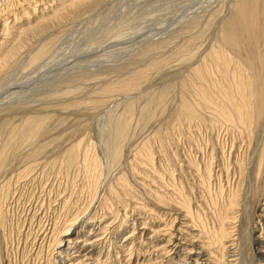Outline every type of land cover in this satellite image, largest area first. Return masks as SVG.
I'll list each match as a JSON object with an SVG mask.
<instances>
[{
  "label": "bare ground",
  "instance_id": "bare-ground-1",
  "mask_svg": "<svg viewBox=\"0 0 264 264\" xmlns=\"http://www.w3.org/2000/svg\"><path fill=\"white\" fill-rule=\"evenodd\" d=\"M100 1L105 0H0V80L2 81L6 72L17 64L20 52L22 50L25 52L22 45L27 40L46 37L42 36L46 31L54 29V26L58 28L64 20L87 7L101 4ZM230 10L229 16L222 24L220 23L217 37L208 52L199 57L192 67L190 64L189 69L186 66L188 75L186 74L187 77L178 83L181 93L177 95L178 98L175 96L178 103L175 110L173 109L175 124L173 123L174 126L171 127L178 132L184 129L182 132H187L186 135L193 133L196 127L206 128V134L209 136L206 137L207 142L205 140L203 157L197 158L195 155L191 158L189 155L187 158L180 157L179 142L174 139V133L168 131L171 127L168 129L166 126L164 128L168 130L160 129L163 133L156 130V135L153 134L152 137L148 135L149 140L152 138L153 142H159L158 145L155 142L157 146L154 145L149 149L150 142L143 141L142 144L140 142L141 145L135 148L133 155L128 149L133 156L128 162L131 178L129 182L127 176L120 173L114 179L115 186L102 188L104 190L98 196L95 186L93 196L86 204H78L79 200L76 198L70 200V195L66 193L67 189L71 190L72 184H69L70 187L64 185L66 188L58 185L57 197L62 196L58 200L54 197V204L57 203L54 205V211L59 212L60 217L63 214V219L53 220L54 222L51 223L43 221L45 215L43 208L39 214H36L33 207L32 209L29 207L27 215H24L27 220L36 222L34 227L39 233L33 237L36 243L31 245V255L34 260L46 252L44 260L46 264H132L134 261H136L134 264H247L243 254L244 241L241 239L244 235H241L243 231L241 232L238 225L242 220L243 211L245 213L249 207L255 211L254 224L259 227L260 232L256 235L255 231V235H251L248 240L253 246V249L248 248L250 264H264L263 186L261 185L258 195H255L251 188L244 195L241 192L244 180L249 181L251 187L264 177V0H237ZM213 19L215 20L214 17ZM191 27L192 30L193 26ZM163 45L164 43L161 45V42L154 43L146 48L150 47V50H145L147 52L151 49L158 50ZM48 49V42L41 43L33 53L26 54L27 60L24 66L33 67L40 64L47 55ZM195 51L185 62L194 61L193 59L199 56L198 50ZM144 52L138 57L143 58L145 54L147 55ZM195 54L197 55L194 57ZM151 64L152 67L159 65L155 62ZM145 72L139 71L136 77L133 76L124 83L118 84V87L106 86L102 88L101 93L130 91L137 85L139 79L145 78ZM168 87L162 89L163 92L161 91L159 95L144 97V106L138 113L141 120L147 123L146 125L153 122L155 116L159 117L157 113L161 115L165 110V101L168 102L166 100L168 94L165 93ZM153 102L161 109H155L156 105L154 107ZM133 108L130 104L126 105L124 113L122 111L123 114H119L120 116L113 120L112 137L115 143L111 145L109 151L111 164L117 165L120 160L124 162L122 158L124 145L132 141V134L129 135L128 128H131L129 121L133 115ZM39 118L26 117L17 131L7 140L15 145H12L13 149L20 148L22 145L19 143L27 145L34 142L44 123V119ZM113 122L111 121L112 124ZM220 131L230 137L227 144L220 143ZM105 134L107 133L103 136L106 137ZM144 137L146 141L147 135ZM109 138L110 135L108 142ZM198 139L200 138H197V141H200ZM202 140L200 143L203 142ZM187 141L192 144L189 138ZM81 145L77 143L69 146L64 151L66 155L63 154L65 156L61 158L62 160L60 158L57 160L54 154V159L47 161L48 169L53 172V169L58 167L67 171L76 168L79 160L78 148ZM136 145L138 144L135 143ZM12 147L7 148L12 149ZM83 149L80 151L82 152ZM88 153L86 152L87 155ZM28 156L33 162L28 166L29 169L25 170L29 174L33 173L34 168L40 164L37 155L28 153ZM72 172L75 173L73 170ZM31 176L30 179H33ZM59 176L61 174H58ZM2 212L0 204V228L6 222ZM27 228L29 229V225ZM126 230L128 231L125 232ZM116 239L121 241L115 243ZM107 243L116 245L110 249L105 247ZM2 254L0 252V264H11L8 263L10 260L8 255L4 257Z\"/></svg>",
  "mask_w": 264,
  "mask_h": 264
},
{
  "label": "rangeland",
  "instance_id": "rangeland-1",
  "mask_svg": "<svg viewBox=\"0 0 264 264\" xmlns=\"http://www.w3.org/2000/svg\"><path fill=\"white\" fill-rule=\"evenodd\" d=\"M234 1L236 2L237 0H105V3L100 1V5L96 4L91 8H85V10L77 14L69 15L71 17L64 20L63 25H58V28L54 26V29L46 31V34L42 35L46 37H41L43 40L39 37L41 40H27L22 45L25 52L21 49L22 51L17 57V64L6 72L2 81L0 80V158H2V160L0 159V204L1 211H3L2 213L5 216L4 218H6L5 227L2 226L0 228V252L1 254L3 253L4 257H6V254L8 255L10 259L8 261L7 258L8 263L46 264L44 262L46 252H43L40 255L41 257L39 256L40 259L36 258L34 260L31 255V245L32 243H36L33 237L36 234L39 235V233L36 231V227H34L36 222L33 223L34 221L27 220L24 215H27L29 207L30 209L33 207L36 214H39L43 208V210L45 209L43 221L46 220L51 223L63 219V214L60 217L59 212L54 211V205L57 204H54V197L56 198L55 200H58L62 196L57 197L56 191L59 188H57L58 185L66 188V186L70 187L69 184H72L73 187H71V190L67 189L66 193L70 195V200L73 201L76 198L79 200L78 204H86L89 201L88 199L93 196L95 186L97 187L95 191L98 193V196L104 190L102 188L106 189L107 187L115 186V183H113L115 182L114 179L120 173L127 176L129 182L130 167L128 166V162L131 161L135 148H138L143 141L150 142L148 145L149 149L152 146L154 147V145L157 146L159 142L155 141L156 145L152 141V138L149 140L150 137L154 136L153 134H157L156 130L163 133L161 130L164 129L163 131H165L167 129L164 127L167 126L169 129L171 126H174L173 109L175 110V107H177V95L179 96V93H181V91L179 92L178 83L187 77V67L189 69L190 64L192 67L199 60L198 58L205 55L209 47L214 44L218 29H220L223 20L231 13L229 10L235 4ZM214 13L218 17L214 16ZM207 21L209 22L207 23ZM186 24L188 25L185 26ZM191 26H193L192 30ZM187 28H190V30L188 31ZM201 30H204V33ZM52 41L53 43H51ZM43 42H48L49 47L45 58L36 66H24L27 60L26 54L33 53ZM160 42L161 45L164 43L163 47L161 46L162 48H158V50L154 49V51L151 49L150 52H147L148 49L150 50V47L146 49L148 46H152L154 43L160 44ZM188 42H190V47L188 46ZM195 50H198L197 54L199 56L195 54L194 57L196 56V58L193 57L194 61L188 60L189 62H185L188 59L187 57L189 55L192 56ZM143 52L147 53V55L143 54V58H139L138 56H142ZM154 62L159 63V67H152L151 63ZM141 70L147 71V73L145 72L147 77L141 78L143 80L139 79L137 85L132 90L101 93L102 88L112 85L118 87L120 83H124L128 79L133 78V76L136 77V74ZM166 87H168V91L165 94H168L169 100L167 98L168 102L165 101V110H163L161 115L157 113L156 115L159 117L155 116L154 121L146 125L147 123L141 120L139 114L141 111L139 109L145 103L144 97L149 98L151 95H159L163 92L162 89ZM65 92L66 94H64ZM128 104L134 107L133 115H131L132 118L130 117L131 120L129 118L131 128H128L129 135L131 136L132 134V141L124 145L126 149L123 148L124 152H122L124 162L120 160L117 165L111 164L112 160L110 159L109 151H111L115 143L112 137L114 131L113 120L115 117L120 116L119 114L124 113V108ZM155 105L156 103L153 104L154 107ZM156 108L161 109L157 105ZM28 116L44 119L41 132L37 138H34L32 144L19 143L22 146L18 149H13L12 145L14 144L7 140L12 137L11 135L17 131L16 129L21 126ZM141 124H145L146 126L143 125V127ZM134 127L136 128L134 129ZM172 127L167 130L171 131L172 134L174 133V139L179 142L180 157L183 158L185 156L184 158H187L188 155L189 158L194 155L197 158L203 157L204 145L207 142L206 137L209 136V134L208 136L206 134V128L199 127L197 129L198 127H196L197 132H200L197 133L196 130H193V133L186 135L187 132H182L184 129H180L181 131L179 132L181 134L177 129L173 130ZM106 130L110 133L109 139H113V141L111 140L112 144L110 140V143L108 142L109 135ZM104 133H107L105 134L106 137L103 136ZM195 133L197 134L195 135ZM219 134V141L220 143L222 142V145L224 143L227 144L228 140L230 141V137L224 134L223 131H220ZM146 135L147 140L145 141L144 136ZM186 138H189L192 144ZM197 138H200L198 139L200 141H197ZM201 140L203 141L202 143H200ZM76 142L82 145L79 146L80 149L78 148L79 152L77 151L79 156L78 166L72 169L75 173L70 169L71 171L68 170V175V171L66 169V171L63 170V168L60 169V167L54 168L53 172L48 169L47 161L53 160L55 155L57 160L58 158L63 159L66 155L64 151L71 144H77ZM135 143L138 145L135 146ZM10 146L12 149L7 148ZM199 147L202 148L200 149ZM81 149H83L82 152L80 151ZM84 150L87 153L89 152L88 155ZM28 153L33 156L37 155V158H39L37 161L39 160L38 163L40 165L36 167L38 169L34 168L35 171L31 172L33 177L31 173L25 172V170L29 169L28 166L33 163L30 161ZM56 153H61L62 157L61 154L57 155ZM25 158L29 161H26ZM124 158L128 159L127 162ZM57 172L62 177H58ZM30 176L33 179H30ZM263 178H260L254 185L252 184L251 187L249 181L244 180L241 191L243 195L250 188L255 195H258L261 185L264 191ZM105 182H107V185ZM245 213L243 211V217L241 216L242 220L238 226L239 229L241 228V232L243 231L241 235H244L241 238L244 241V261L250 264L251 258L248 256L250 249L248 248L253 249V246L248 243V240L251 235H255V231L256 235L260 232L259 227L254 224L255 211L248 207ZM30 222L31 224H29ZM242 224L245 225L243 226ZM28 225L29 229L27 228ZM119 241L121 240L119 239ZM119 241L116 239L115 243ZM114 245L116 244L107 243L105 247L112 249Z\"/></svg>",
  "mask_w": 264,
  "mask_h": 264
}]
</instances>
